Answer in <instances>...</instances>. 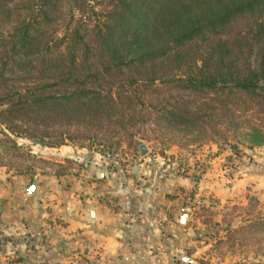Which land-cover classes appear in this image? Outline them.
<instances>
[{
  "label": "trees",
  "instance_id": "1",
  "mask_svg": "<svg viewBox=\"0 0 264 264\" xmlns=\"http://www.w3.org/2000/svg\"><path fill=\"white\" fill-rule=\"evenodd\" d=\"M160 87L264 111V0H0L12 133L107 140ZM183 113L168 120L187 124Z\"/></svg>",
  "mask_w": 264,
  "mask_h": 264
},
{
  "label": "rangeland",
  "instance_id": "2",
  "mask_svg": "<svg viewBox=\"0 0 264 264\" xmlns=\"http://www.w3.org/2000/svg\"><path fill=\"white\" fill-rule=\"evenodd\" d=\"M248 106L242 99L233 106L212 95L198 99L160 87L136 108L126 132L117 129L107 140L65 139L54 145L63 130L58 126L50 137L31 138L0 124V176L20 177L28 184L55 175L73 189L97 173L100 182L135 187L141 185L136 176L143 175L139 169L145 165L156 176L171 172L198 182L223 175L231 181L241 170L264 169V111ZM177 111L192 114L187 124L168 120V113ZM198 202L203 224L199 264H264V200L251 197L246 205Z\"/></svg>",
  "mask_w": 264,
  "mask_h": 264
},
{
  "label": "crops",
  "instance_id": "3",
  "mask_svg": "<svg viewBox=\"0 0 264 264\" xmlns=\"http://www.w3.org/2000/svg\"><path fill=\"white\" fill-rule=\"evenodd\" d=\"M139 172L135 187L97 173L73 189L55 175L0 178V264H199L198 201L264 200L263 168L231 181Z\"/></svg>",
  "mask_w": 264,
  "mask_h": 264
},
{
  "label": "water",
  "instance_id": "4",
  "mask_svg": "<svg viewBox=\"0 0 264 264\" xmlns=\"http://www.w3.org/2000/svg\"><path fill=\"white\" fill-rule=\"evenodd\" d=\"M140 154L141 155H144L145 154V151H144V149L143 148H141L140 149ZM2 179H5L4 178V176H0ZM33 191H34V186L32 185L31 187H30V189L27 191L29 194H31V193H33Z\"/></svg>",
  "mask_w": 264,
  "mask_h": 264
},
{
  "label": "built area",
  "instance_id": "5",
  "mask_svg": "<svg viewBox=\"0 0 264 264\" xmlns=\"http://www.w3.org/2000/svg\"><path fill=\"white\" fill-rule=\"evenodd\" d=\"M84 264H88V263H84Z\"/></svg>",
  "mask_w": 264,
  "mask_h": 264
}]
</instances>
